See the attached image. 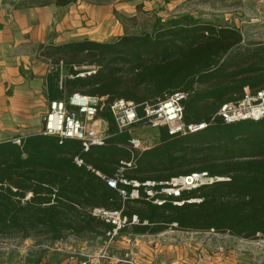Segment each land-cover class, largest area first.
<instances>
[{
  "label": "trees",
  "instance_id": "1",
  "mask_svg": "<svg viewBox=\"0 0 264 264\" xmlns=\"http://www.w3.org/2000/svg\"><path fill=\"white\" fill-rule=\"evenodd\" d=\"M47 55L53 65L46 77L48 98L74 92L103 98L98 116L107 121L108 137L88 151L78 140L41 133L23 137L20 146L1 141L0 240L32 239L41 246L72 236L102 243L111 225L92 210L122 206L128 218L139 220L121 231L125 234L174 227L247 240L264 237V116L233 123L211 120L222 104L240 100L245 89L264 90V42L245 39L238 27L215 24L201 13L179 12L166 19L141 13L115 40L74 41L53 46ZM60 63L72 77L61 78ZM84 67L95 72L76 76ZM179 91L187 93L181 102L183 121L208 125L173 135L166 127L153 128L152 145L133 149L128 143L132 130L117 129L110 104L132 101L141 117L144 104ZM143 125L141 120L132 128ZM121 161L135 163L123 172L127 180L161 181L195 172L223 179L184 190L161 205L145 199L142 191L137 199L123 200L96 174L114 176Z\"/></svg>",
  "mask_w": 264,
  "mask_h": 264
},
{
  "label": "crops",
  "instance_id": "2",
  "mask_svg": "<svg viewBox=\"0 0 264 264\" xmlns=\"http://www.w3.org/2000/svg\"><path fill=\"white\" fill-rule=\"evenodd\" d=\"M218 1L222 0H70L62 4L0 0V142L40 133L50 100L46 77L53 65L47 53L53 46L84 39L112 41L141 13L166 19L179 12L196 13L200 5ZM62 66L60 63V69ZM60 73L61 78L69 77V73ZM100 119L104 127L97 128L108 133L107 121L98 116ZM142 132L155 140V129ZM23 241L28 247L20 256L34 264H80L83 260L46 250L43 244H29L30 239ZM64 242L71 249L85 251L103 246L97 240L72 236ZM109 252L117 258L127 255L135 264H264V237L247 240L168 227L156 233H120ZM0 264L10 263L4 257ZM87 264L129 263L92 259Z\"/></svg>",
  "mask_w": 264,
  "mask_h": 264
},
{
  "label": "built area",
  "instance_id": "3",
  "mask_svg": "<svg viewBox=\"0 0 264 264\" xmlns=\"http://www.w3.org/2000/svg\"><path fill=\"white\" fill-rule=\"evenodd\" d=\"M88 68L91 69L85 70L83 68L84 70L78 72L76 76L90 75L95 72L94 68ZM69 77H72V75L69 74ZM186 97V92L179 91L174 92L156 104L146 103L143 105V116L141 117L137 114V104L125 99L113 101L109 106V110L119 131L124 129L131 131L134 129L132 125L144 120V124L151 128L166 127L170 135L193 133L205 128L208 122L185 123L183 121L181 102ZM102 100L103 98L97 96L84 95L77 92L66 95L63 99L49 100L47 111L43 116L40 133L43 135H54L59 139L78 140L84 151H88L92 146L102 145L108 137V133L99 130L95 126L98 112L102 108ZM263 116L264 90L252 93L245 89L244 96L240 100L222 104L211 120L217 117L224 123H233L240 120L257 121ZM11 141L20 146L22 138H13ZM128 143L133 149L141 152L152 145V140L149 137L131 133ZM75 162L78 165L82 164V160L78 158H75ZM134 165L133 161H121V166L117 169L114 176L106 178L98 171H96V174L105 180L108 187L116 190L123 200L128 198L137 199L142 191L145 199L151 200L158 205H161L165 198L179 197L184 190L194 189L214 180L223 179L221 177H210L206 172H195L161 181L145 180L139 182L127 180L123 172L125 168ZM120 185H130L131 190L127 192ZM160 195L164 198H159ZM173 203L180 204L182 201L174 200ZM92 214L111 225V228L106 232V239L100 249L93 251L71 249L62 240L54 243H45L41 247L49 251L64 253L69 259H75L80 256L83 258L80 264H87L92 259L110 262L126 261L129 264H135L133 260L127 259V255L126 258H117L110 254L109 247L128 225L138 224V218L135 215L128 218L123 213V206L118 209L97 207L92 210ZM172 226H175V224L173 223ZM127 241L130 242V239H127ZM0 245L9 246L6 240H0ZM23 264L34 263L24 261Z\"/></svg>",
  "mask_w": 264,
  "mask_h": 264
},
{
  "label": "rangeland",
  "instance_id": "4",
  "mask_svg": "<svg viewBox=\"0 0 264 264\" xmlns=\"http://www.w3.org/2000/svg\"><path fill=\"white\" fill-rule=\"evenodd\" d=\"M195 12L201 13V16L210 19L215 24L223 23L238 27L245 39L264 42V0L260 2L255 0H222L200 5ZM76 69L73 68V70ZM84 69L89 70L91 68L84 67ZM61 70L69 73L64 66H62L60 71ZM95 126L96 128L98 126L99 128H103L104 121L102 119L96 120ZM145 126L146 127H143L139 131L132 130V133L145 136L146 134H143V130L153 129L147 125ZM146 137L152 140L150 135ZM33 242L34 240L30 239L28 243L31 244ZM6 243L9 246L5 247L0 245V261H2L4 257L7 258L10 264H23L24 261H27L26 258L20 256L21 250L28 247L27 243L25 244L24 241L18 239L6 240Z\"/></svg>",
  "mask_w": 264,
  "mask_h": 264
}]
</instances>
